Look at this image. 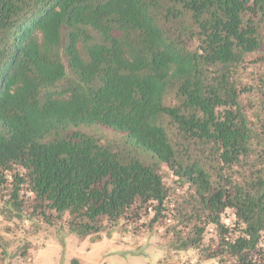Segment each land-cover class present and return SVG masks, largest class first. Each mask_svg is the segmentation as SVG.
<instances>
[{"label": "trees", "instance_id": "16d2710c", "mask_svg": "<svg viewBox=\"0 0 264 264\" xmlns=\"http://www.w3.org/2000/svg\"><path fill=\"white\" fill-rule=\"evenodd\" d=\"M0 200L93 242L171 221L173 251L264 264V0H0Z\"/></svg>", "mask_w": 264, "mask_h": 264}, {"label": "rangeland", "instance_id": "374dc122", "mask_svg": "<svg viewBox=\"0 0 264 264\" xmlns=\"http://www.w3.org/2000/svg\"><path fill=\"white\" fill-rule=\"evenodd\" d=\"M81 128L105 143L120 141L119 134L100 126ZM148 220H122L119 230L110 237L105 233L101 240L93 242L90 237L69 232L63 222L48 224L29 213L6 219L0 213L1 248L12 254L29 242V264H74L73 259L78 260L77 264H219L200 259L193 250L173 251L174 238L166 231L171 221L150 225ZM11 259L12 264H17V258L9 255L3 261L0 254V264H9Z\"/></svg>", "mask_w": 264, "mask_h": 264}]
</instances>
